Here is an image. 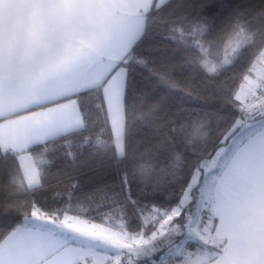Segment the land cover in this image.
<instances>
[{"label":"snow or ice","instance_id":"6c2138e0","mask_svg":"<svg viewBox=\"0 0 264 264\" xmlns=\"http://www.w3.org/2000/svg\"><path fill=\"white\" fill-rule=\"evenodd\" d=\"M161 4L175 12L184 0ZM31 7L27 26L0 31V168L12 162L0 183V207L10 210L0 214V264H233L244 246L228 231L225 185L243 151L264 139V21L253 29L237 17L217 33L213 54V45L203 43L208 18L182 13L178 32L172 29L179 39L168 38L195 48L205 78L234 73L219 89L230 112H208L199 93L159 76L175 90L170 99L183 114L168 122L163 159L159 150L145 154L130 174H120L119 191L97 189L99 200L95 193L77 196L79 185L70 180L57 193L66 203L50 211L36 194L53 162L46 152L34 159V151L60 140L70 160L101 147L125 158L133 142L128 115L147 95L135 77L152 69L137 55L142 32L122 42V25L136 7L127 0H36ZM144 120L139 127H150ZM168 136L214 146L192 160L195 153H181ZM102 204L111 206L98 212ZM128 205L135 230L111 220L128 217ZM256 264H264V255Z\"/></svg>","mask_w":264,"mask_h":264},{"label":"trees","instance_id":"16d2710c","mask_svg":"<svg viewBox=\"0 0 264 264\" xmlns=\"http://www.w3.org/2000/svg\"><path fill=\"white\" fill-rule=\"evenodd\" d=\"M150 9L144 13L143 41L136 51L138 56L147 58L148 68L152 71H140L135 77L136 82L146 85L143 92L147 95L142 102H137L136 107L128 115V127L133 135V142L127 150L126 157L117 159L111 151L101 147L99 150L84 151L74 160H70L66 154V146L60 140H52L45 147L36 149L33 153L34 159L40 158L46 152L45 158L53 162L50 168L46 166L44 187L36 194V201L44 209L51 210L66 203L57 193H63L70 180L79 185L75 190L77 196L95 193L96 199L99 200L100 194L97 189L119 191L120 174L125 171L130 174L134 165L138 164L145 154L159 150L160 158L163 159L169 151V144L165 143L168 122H179L183 114L179 113L178 106L170 99L175 90L161 84L159 76L167 77L179 89L199 93L202 98L200 106L208 112L216 111L221 116L230 112L229 101L219 89L221 82H231L230 78L234 73H225L217 81L205 78L196 66L201 57L195 48L181 47L168 37L179 39L177 18L182 13H192L194 16L202 14L208 18L211 26V31L204 37V48L208 49L210 44L213 45L212 52L215 54L214 42L217 33L226 29L237 17L242 22H247V26L253 29L261 26V22L264 21V17H261L264 13V0H184L183 8H177L175 12L162 5ZM173 28H176L177 32L172 31ZM141 115L145 118L143 123L150 124V127H139L137 122L140 121ZM211 119L214 121L215 117ZM208 131L211 138L213 135L211 126ZM167 139L174 143L181 153L194 152L195 156L190 157L192 160L206 155L214 146L212 142L205 145L180 142L173 140L171 136ZM72 147L75 151V145ZM11 166L12 162L9 159L6 165L0 168V183L7 180L8 168ZM135 179L139 181L140 177L137 176ZM110 206L102 204L97 211L103 212ZM128 210V217L112 215L111 220L112 222L122 220L130 230H135L136 222L131 218V205H128ZM9 211L6 207H0V214Z\"/></svg>","mask_w":264,"mask_h":264},{"label":"crops","instance_id":"0c3cea01","mask_svg":"<svg viewBox=\"0 0 264 264\" xmlns=\"http://www.w3.org/2000/svg\"><path fill=\"white\" fill-rule=\"evenodd\" d=\"M36 0H0V31L27 26L34 18L31 7ZM91 2V0H84ZM136 5L122 25V42L143 32L144 13L160 6L161 0H127ZM8 5L9 7H5ZM243 174V175H242ZM230 195L227 204L232 223L233 242L243 241L244 250L232 257L233 264H256L264 255V139H255L233 163L231 178L225 185ZM225 244L228 237H225ZM221 246V254H223Z\"/></svg>","mask_w":264,"mask_h":264},{"label":"clouds","instance_id":"9594fccd","mask_svg":"<svg viewBox=\"0 0 264 264\" xmlns=\"http://www.w3.org/2000/svg\"><path fill=\"white\" fill-rule=\"evenodd\" d=\"M5 7L7 8V7H9V6H8V5H5ZM91 52H92V49L90 48L88 54L91 55ZM69 67H70V66H69ZM60 198H61V197H60ZM61 199H62V198H61ZM63 206H64V205H63ZM63 206H61V207H57V208H62ZM57 208L51 209L50 211H55V210H57Z\"/></svg>","mask_w":264,"mask_h":264},{"label":"rangeland","instance_id":"374dc122","mask_svg":"<svg viewBox=\"0 0 264 264\" xmlns=\"http://www.w3.org/2000/svg\"><path fill=\"white\" fill-rule=\"evenodd\" d=\"M242 175H243V174H242ZM123 222H124V221L117 219V220H115V222H113V223H115V224H119V223H123ZM222 244H225V239H224V241H222Z\"/></svg>","mask_w":264,"mask_h":264}]
</instances>
